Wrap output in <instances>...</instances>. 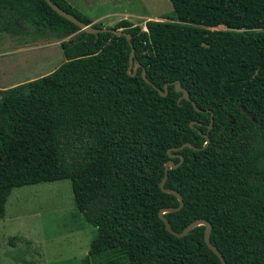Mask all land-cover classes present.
Returning a JSON list of instances; mask_svg holds the SVG:
<instances>
[{"label":"trees","instance_id":"trees-1","mask_svg":"<svg viewBox=\"0 0 264 264\" xmlns=\"http://www.w3.org/2000/svg\"><path fill=\"white\" fill-rule=\"evenodd\" d=\"M169 1L172 16L145 31L108 27L128 40L84 33L44 0H0V33L69 38L53 72L1 92L0 217L13 189L69 180L96 230L81 264L110 251L221 264L204 226L178 238L160 220L179 206L160 188L167 172L163 189L183 201L163 214L175 233L205 221L226 264H264V0Z\"/></svg>","mask_w":264,"mask_h":264},{"label":"rangeland","instance_id":"rangeland-1","mask_svg":"<svg viewBox=\"0 0 264 264\" xmlns=\"http://www.w3.org/2000/svg\"><path fill=\"white\" fill-rule=\"evenodd\" d=\"M104 28L126 20L145 31L141 17L168 21L169 0H66ZM69 38H30L0 33V91L53 72L64 61L60 43ZM1 98V92H0ZM96 235L73 202L71 183L60 180L13 189L0 217V264H81ZM89 264H128L120 251Z\"/></svg>","mask_w":264,"mask_h":264},{"label":"water","instance_id":"water-1","mask_svg":"<svg viewBox=\"0 0 264 264\" xmlns=\"http://www.w3.org/2000/svg\"><path fill=\"white\" fill-rule=\"evenodd\" d=\"M44 1H45V2L48 4V6H50V8H51L53 11H55L59 16H61V17H63L64 19L68 20L69 22L75 24L77 27H79L80 31H82V32H84V33L94 34V35H96V37H97V35H98L99 33L110 32V33H112V34H116V35H124V36H126V38H127L128 40L130 39L129 36H127L126 34H124L122 31H114V30L109 29V28L96 29V28L93 27L92 24H90V25H86V24L82 23L81 21L77 20V19H76L75 17H73L71 14H69V13L63 11L62 9H60V8H59L57 5H55L51 0H44ZM130 47H131V57H134L135 53H134L133 46H132L131 44H130ZM138 66H139V65L136 64L134 68H137ZM143 75H144V74H143ZM145 81H146L147 83H149V81H148L147 79H145ZM177 90H178V91H182V92H183V97H184V99L189 100L188 94H187L183 89H181L179 85H177ZM165 94H166V92L163 93L162 96H165ZM193 106L195 107L194 104H193ZM211 123H212V119H211ZM207 142H208V140H207ZM207 142H206V144H207ZM185 146L191 148V146H189V145H187V144L183 145L182 147H185ZM177 150H178V149H177ZM172 157H175V156H172ZM182 160H183V158L181 157V158H180V161L182 162ZM167 165H170L172 168L175 167V166H173V164H172L171 162L168 163ZM166 177H167V172H165V176H164L162 182L160 183V188L162 189L163 192H168V193H171V194L175 195V196L177 197L178 201H179V206H178L177 208H175V209H168V210H162V211H160L159 214H158L160 220L165 224L166 230H167L169 233H171L172 235H175L176 237L180 238V237L184 236L185 234H187L188 231H189L191 228H193V227H195V226H198V225H202V226H204V227H205V230H204V242H205L206 246L208 247V249H209L210 251H212V252L218 257V259L220 260V263H221V264H226V263H225V260H224V258H223V256H222V254L216 249V247H214V246L211 244V242H210V240H209V234H210V230H211V227H210L209 223H207V222H205V221H198V222H195V223H193V224L187 226V227L185 228V230H184L182 233H180V234L175 233V232L170 228L169 222L165 219V217L163 216V214H164V213H170V212H176V211H179V210L182 208V206H183V201H182V198L179 196V194H177L176 192H174V191H167V190H164V189H163V185H164V183H165V181H166Z\"/></svg>","mask_w":264,"mask_h":264},{"label":"crops","instance_id":"crops-1","mask_svg":"<svg viewBox=\"0 0 264 264\" xmlns=\"http://www.w3.org/2000/svg\"><path fill=\"white\" fill-rule=\"evenodd\" d=\"M70 4V3H69ZM142 19H141V22H143L144 24H145V22H147V21H149V20H152L151 19V17H149V16H144V17H141ZM156 20V19H155ZM92 21V24H96L97 22H98V20H91ZM8 35V34H7ZM50 36H52L53 38L55 37V38H59V37H57V36H55V35H50ZM16 39H17V37H22V36H14ZM29 37V36H28ZM41 37V36H40ZM44 37H47V36H42V38H44ZM38 79V78H37ZM35 80V79H34ZM32 81V80H31ZM29 82V81H28ZM6 90H8V89H6ZM3 91H5V90H3ZM0 92H2V90L0 91Z\"/></svg>","mask_w":264,"mask_h":264}]
</instances>
